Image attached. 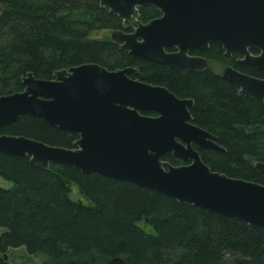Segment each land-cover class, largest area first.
<instances>
[{
	"label": "trees",
	"instance_id": "16d2710c",
	"mask_svg": "<svg viewBox=\"0 0 264 264\" xmlns=\"http://www.w3.org/2000/svg\"><path fill=\"white\" fill-rule=\"evenodd\" d=\"M0 97L24 91L29 73L52 79L56 71L99 64L111 71L136 68L131 75L194 100V123L216 135L225 152L198 149L213 171L264 185V100L240 95L239 87L212 68L191 72L134 56L111 39H90L96 30H123V21L99 0H0ZM141 9L146 23L160 17ZM253 53H257L254 49ZM223 61L218 43L199 52ZM193 54V52H192ZM236 68L264 79L252 66ZM153 115V114H152ZM26 136L49 145L74 148L79 134L22 116L0 127V135ZM164 161L179 166L172 154ZM0 264L19 250L43 254L47 264H264V228L253 227L132 182L98 173L84 174L66 164L41 169L30 157L0 153ZM73 185L84 201L72 200ZM150 229V230H148Z\"/></svg>",
	"mask_w": 264,
	"mask_h": 264
},
{
	"label": "water",
	"instance_id": "95a60500",
	"mask_svg": "<svg viewBox=\"0 0 264 264\" xmlns=\"http://www.w3.org/2000/svg\"><path fill=\"white\" fill-rule=\"evenodd\" d=\"M124 29L111 40L130 54L158 64L204 72L208 59L192 56L211 43L240 64L264 72V0H99ZM153 6L162 16L144 23L140 9ZM4 8L0 4V16ZM256 48L254 55L250 49ZM172 50V51H169ZM136 68L111 71L99 64L61 69L53 78L29 73L24 91L0 97V127L22 116L79 134L74 148L26 136L0 135V153L30 157L41 169L66 164L84 174L132 182L173 199L264 228V185L213 171L195 148L225 152L216 135L196 125L194 100L139 79ZM223 78L243 97L264 100V79L228 67ZM153 114V115H152ZM172 154L182 161H164ZM264 173V162L256 165ZM8 259L7 256H5ZM104 264H126L115 257Z\"/></svg>",
	"mask_w": 264,
	"mask_h": 264
},
{
	"label": "rangeland",
	"instance_id": "374dc122",
	"mask_svg": "<svg viewBox=\"0 0 264 264\" xmlns=\"http://www.w3.org/2000/svg\"><path fill=\"white\" fill-rule=\"evenodd\" d=\"M141 19V18H140ZM112 29H102V30H96L90 33V39H111ZM210 68L213 70L223 73L226 69L225 66L216 64V63H210ZM183 164V163H182ZM0 186L4 188H11L13 187V184L11 182L5 181L2 177H0ZM70 197L72 200L79 202L86 200L81 195L79 188L76 185H73L72 193L70 194ZM150 230V229H148ZM6 230L4 228L0 227V237ZM7 257L9 258V261L11 264H47V257L43 254L39 255H26L22 256L21 251L15 250L11 251V253H8Z\"/></svg>",
	"mask_w": 264,
	"mask_h": 264
},
{
	"label": "flooded vegetation",
	"instance_id": "af4514ba",
	"mask_svg": "<svg viewBox=\"0 0 264 264\" xmlns=\"http://www.w3.org/2000/svg\"><path fill=\"white\" fill-rule=\"evenodd\" d=\"M140 15H141V10H140ZM162 16V14L160 15V17ZM142 21V20H141ZM143 22V21H142ZM127 32H129L130 30H126ZM212 44V43H211ZM211 44H210V46H211ZM220 45V44H219ZM221 47H222V45H220ZM223 48V47H222ZM254 49H256V48H252V49H250V51L252 52ZM224 50V49H223ZM257 50V53H253L254 55H257V54H259V50L258 49H256ZM203 51H205V50H203ZM203 51H201V50H195V51H192L193 52V54H192V52L190 53L192 56H200V57H205L204 55H200V53L199 52H203ZM224 56H225V58H224V60L223 61H216V60H213V59H211V58H207V57H205V58H207L208 59V61H209V66H210V63H216V64H219V65H222V66H225L226 67V69L228 68V67H232V68H234V69H236V70H238L237 68H236V66H235V64L236 65H238V66H247V65H245V64H240L239 63V60H241L242 58H243V56H241L239 53H232V55L231 56H226V52H225V50H224ZM248 66H250V65H248ZM225 69V70H226ZM224 70V71H225ZM240 71V70H239ZM240 72H242V71H240ZM224 73V72H223ZM223 73H222V75H223ZM242 73H244V72H242ZM246 74V73H245ZM195 148L197 149L198 147L197 146H195ZM199 149V148H198Z\"/></svg>",
	"mask_w": 264,
	"mask_h": 264
}]
</instances>
